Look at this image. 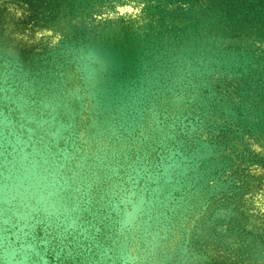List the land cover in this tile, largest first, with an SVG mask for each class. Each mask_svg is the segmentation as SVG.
<instances>
[{
    "label": "water",
    "instance_id": "95a60500",
    "mask_svg": "<svg viewBox=\"0 0 264 264\" xmlns=\"http://www.w3.org/2000/svg\"><path fill=\"white\" fill-rule=\"evenodd\" d=\"M0 264H264V0H0Z\"/></svg>",
    "mask_w": 264,
    "mask_h": 264
},
{
    "label": "rangeland",
    "instance_id": "374dc122",
    "mask_svg": "<svg viewBox=\"0 0 264 264\" xmlns=\"http://www.w3.org/2000/svg\"><path fill=\"white\" fill-rule=\"evenodd\" d=\"M20 180H15V184H16V187H15V190L19 193L21 190H22V187L19 185V182ZM41 196V191H40V194ZM50 201V200H49Z\"/></svg>",
    "mask_w": 264,
    "mask_h": 264
}]
</instances>
